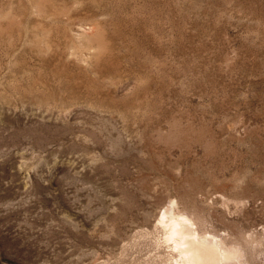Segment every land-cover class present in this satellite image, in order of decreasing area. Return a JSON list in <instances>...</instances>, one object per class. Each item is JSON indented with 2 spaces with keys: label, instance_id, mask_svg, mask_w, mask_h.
<instances>
[{
  "label": "rangeland",
  "instance_id": "obj_1",
  "mask_svg": "<svg viewBox=\"0 0 264 264\" xmlns=\"http://www.w3.org/2000/svg\"><path fill=\"white\" fill-rule=\"evenodd\" d=\"M170 202L264 264V0H0V264H174Z\"/></svg>",
  "mask_w": 264,
  "mask_h": 264
},
{
  "label": "bare ground",
  "instance_id": "obj_2",
  "mask_svg": "<svg viewBox=\"0 0 264 264\" xmlns=\"http://www.w3.org/2000/svg\"><path fill=\"white\" fill-rule=\"evenodd\" d=\"M177 204L168 203L160 213L154 229V232L156 230L160 233L159 243L164 252L167 250L176 255L174 264H253L246 245L229 239L225 233H203L194 219L182 213ZM164 258L168 259L169 256ZM253 261L256 262L255 259Z\"/></svg>",
  "mask_w": 264,
  "mask_h": 264
}]
</instances>
